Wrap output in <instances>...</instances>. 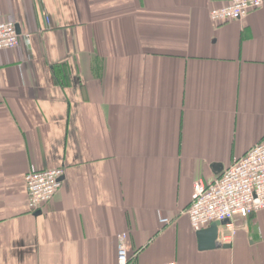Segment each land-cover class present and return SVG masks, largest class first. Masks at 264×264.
Returning <instances> with one entry per match:
<instances>
[{
	"label": "crops",
	"instance_id": "1",
	"mask_svg": "<svg viewBox=\"0 0 264 264\" xmlns=\"http://www.w3.org/2000/svg\"><path fill=\"white\" fill-rule=\"evenodd\" d=\"M230 2L0 0V264H118L122 232L128 264H264V209L204 250L186 213L264 138V3ZM32 167L65 169L38 211Z\"/></svg>",
	"mask_w": 264,
	"mask_h": 264
},
{
	"label": "built area",
	"instance_id": "2",
	"mask_svg": "<svg viewBox=\"0 0 264 264\" xmlns=\"http://www.w3.org/2000/svg\"><path fill=\"white\" fill-rule=\"evenodd\" d=\"M264 0H231L227 5L213 8L210 18L220 24L247 17L260 8ZM26 39L29 35L25 34ZM20 44V34L13 21H0V50L12 49ZM65 169L56 167L28 170L25 180L28 205L38 211L50 202L62 186ZM264 209V138L242 157L209 182L197 180L193 184L192 200L186 213L195 231L208 227L214 221H228L221 227L218 243L231 244L234 240L238 218L246 219ZM168 223L169 218H162ZM118 264L130 261V240L127 232L118 235Z\"/></svg>",
	"mask_w": 264,
	"mask_h": 264
},
{
	"label": "water",
	"instance_id": "3",
	"mask_svg": "<svg viewBox=\"0 0 264 264\" xmlns=\"http://www.w3.org/2000/svg\"><path fill=\"white\" fill-rule=\"evenodd\" d=\"M18 32L20 31L17 27ZM228 221H214L208 227L197 231L199 240V248L204 249H215L222 245L218 243V237L220 228L224 226ZM230 244L223 245V247H229Z\"/></svg>",
	"mask_w": 264,
	"mask_h": 264
},
{
	"label": "trees",
	"instance_id": "4",
	"mask_svg": "<svg viewBox=\"0 0 264 264\" xmlns=\"http://www.w3.org/2000/svg\"><path fill=\"white\" fill-rule=\"evenodd\" d=\"M228 22V21H227ZM225 23V22H224Z\"/></svg>",
	"mask_w": 264,
	"mask_h": 264
}]
</instances>
